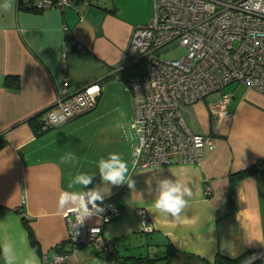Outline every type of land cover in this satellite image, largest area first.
Returning a JSON list of instances; mask_svg holds the SVG:
<instances>
[{"label": "crops", "instance_id": "0c3cea01", "mask_svg": "<svg viewBox=\"0 0 264 264\" xmlns=\"http://www.w3.org/2000/svg\"><path fill=\"white\" fill-rule=\"evenodd\" d=\"M100 1L38 11L12 0L9 11H0V241H19L26 233L41 264H45L44 254L70 250L66 211H58V196L68 190L70 177L79 173L94 174L89 188L103 186L97 162L115 152L128 162L135 182L134 190L126 184L104 187L109 194L103 203L113 199L119 215L104 226L103 233L120 255L169 253L172 264H229L247 251H264V179L257 174L242 178L233 209L228 196L229 173L264 157V92L243 82L228 84L223 89L231 94L228 114L216 121L211 104L221 91L181 106L190 130L215 139L214 148L194 163L136 167L131 141H112L101 125L93 133L76 132L79 123L74 120L79 116L40 134L35 121L30 123V117L56 101L65 82L67 91L74 93L99 81L102 91L92 116L100 119L108 112L110 100L119 92L116 84L127 77L128 67L114 69L126 61L134 27L148 20L125 21L117 12L118 0ZM64 24L81 48L66 42ZM11 76L18 77V86L5 82ZM130 103L125 116L128 126L133 119ZM69 152L78 157L75 165L61 163ZM164 177L188 183L193 190L190 207L178 222L151 211L156 182ZM206 183L210 194L205 192ZM137 207L146 209L152 231L143 230ZM87 223L97 224L99 218ZM24 252L18 244L17 255ZM217 254L223 255L218 261ZM107 259L106 253L83 246L69 254L66 264H106ZM162 262L166 264L165 259L151 264ZM0 264H4L2 256ZM251 264H264V253Z\"/></svg>", "mask_w": 264, "mask_h": 264}, {"label": "built area", "instance_id": "2783aa9c", "mask_svg": "<svg viewBox=\"0 0 264 264\" xmlns=\"http://www.w3.org/2000/svg\"><path fill=\"white\" fill-rule=\"evenodd\" d=\"M77 1L94 0H16V4L43 11L64 9ZM152 8L149 21L132 31L126 61L114 69L121 71L136 65L138 70L127 79L136 132L131 160L136 167L198 162L204 151L214 148V137L190 130L180 108L221 91L220 98L211 104L216 121L228 114L231 94L223 92L228 84L243 82L264 92V0H152ZM63 30L71 48L82 47L66 24ZM178 45L185 52L177 58L167 59L158 53H166ZM101 91L102 84L94 81L69 93L65 82L56 101L43 111L41 130L54 127L48 123L49 114L64 115L67 122L94 109ZM210 191L206 183L205 192ZM101 206L105 211L98 217L99 223L86 222L77 229L75 216L65 212L71 248L57 249L50 256L44 254L45 264H66L69 254L83 246L110 252L103 229L119 215V209L113 199ZM135 212L143 230L152 231L154 227L146 209L137 207ZM262 253L255 252L239 264H249ZM106 264L115 262L108 258Z\"/></svg>", "mask_w": 264, "mask_h": 264}, {"label": "clouds", "instance_id": "9594fccd", "mask_svg": "<svg viewBox=\"0 0 264 264\" xmlns=\"http://www.w3.org/2000/svg\"><path fill=\"white\" fill-rule=\"evenodd\" d=\"M12 8V0H0V11L7 12ZM67 119L64 115L49 114L48 123L54 127L61 126ZM61 163L75 165L78 157L69 152L61 157ZM99 177L103 186H88L93 183L94 174L79 173L70 177L68 190L60 192L57 199V209L60 212H69L75 216V225L84 226L93 217H99L105 211L103 204L109 189L104 187L121 186L126 184L134 190L135 182L129 175L128 162L119 153H110L106 158L97 162ZM155 197L151 203V211L172 221H180L190 207V198L193 196L192 187L179 179L169 177L160 178L155 185ZM78 234V233H76ZM25 248V252L17 255V245ZM0 256L4 264H41L40 257L34 248H31L27 234H23L19 241L5 239L0 241Z\"/></svg>", "mask_w": 264, "mask_h": 264}, {"label": "rangeland", "instance_id": "374dc122", "mask_svg": "<svg viewBox=\"0 0 264 264\" xmlns=\"http://www.w3.org/2000/svg\"><path fill=\"white\" fill-rule=\"evenodd\" d=\"M100 2L103 1L101 0ZM116 4L119 6L117 12L122 18L125 19V21H130L134 19L145 20V18L146 21H149L152 14V0L151 2L150 0H118V3ZM184 52V47L180 45L174 47L166 53H161L158 51L159 54H162V57L167 59L177 58ZM136 72H138L137 66L132 65L128 67L126 72L127 77L124 78L128 79L131 74H134ZM126 73L124 74V76L126 75ZM125 79L119 80L120 82H117L116 85L119 88V92L117 95H114L112 97L113 99L110 100L108 112L104 115V117L97 119L92 116V112L94 111V109L82 114L78 117V119L74 120L75 123H79L75 126L76 132L93 133L97 129V126L101 125L100 130H104L105 134L109 136L112 141H119V139L121 138V140L124 142H126L127 140L128 142L131 141L133 144L135 143V129L130 124L128 126L127 121H125V116L131 110L129 103H132L131 93L127 89L128 81H126ZM216 95L217 94H214L213 98L216 97ZM158 264L164 263L162 262Z\"/></svg>", "mask_w": 264, "mask_h": 264}, {"label": "trees", "instance_id": "16d2710c", "mask_svg": "<svg viewBox=\"0 0 264 264\" xmlns=\"http://www.w3.org/2000/svg\"><path fill=\"white\" fill-rule=\"evenodd\" d=\"M124 70V69H123ZM121 70V71H123ZM127 81V79H125ZM7 84H11L12 86L16 87L19 84V80L17 76H11V78H7L5 81ZM42 112L32 116L29 118V121L31 124L36 123L35 126L39 132H44V130H41L40 128V117L42 116ZM34 123V124H35ZM34 126V129H35ZM40 134V133H39ZM1 144V142H0ZM251 174H257L259 175L262 179H264V157H260L253 161L251 164L236 170V171H231L229 173V184H228V196L230 199V206L231 209L234 208L235 205V197H236V186L238 182L244 178L245 176L251 175ZM30 237L32 238V242L34 243V238L31 230H29ZM109 240V239H108ZM110 243V252L106 253L107 258L113 260L115 264H151V262L156 261L158 259H165L166 264H172V258L173 255H170L169 253L164 254L163 256L160 257H141V256H126V255H120L118 251L113 247L112 240H109ZM169 252V250H168ZM255 253V251H247L246 253L242 254L241 256L235 258V259H230L229 264H239L241 260L246 258L247 256ZM216 260L218 261L223 255L217 254L216 255ZM257 260V259H256ZM251 264V263H250Z\"/></svg>", "mask_w": 264, "mask_h": 264}, {"label": "water", "instance_id": "95a60500", "mask_svg": "<svg viewBox=\"0 0 264 264\" xmlns=\"http://www.w3.org/2000/svg\"><path fill=\"white\" fill-rule=\"evenodd\" d=\"M92 110V109H91ZM88 111H90V110H88ZM88 111H86V112H88ZM86 112H84V113H86ZM84 113H82V114H84ZM82 114H80V115H82ZM80 115H78V116H80ZM78 116H76V117H78ZM76 117H74V118H76ZM73 118V119H74ZM52 128H54V127H52ZM52 128H50V129H52ZM44 131H47V130H44Z\"/></svg>", "mask_w": 264, "mask_h": 264}, {"label": "flooded vegetation", "instance_id": "af4514ba", "mask_svg": "<svg viewBox=\"0 0 264 264\" xmlns=\"http://www.w3.org/2000/svg\"><path fill=\"white\" fill-rule=\"evenodd\" d=\"M252 262H253V261H252ZM252 262H250V263H252ZM250 263H249V264H250Z\"/></svg>", "mask_w": 264, "mask_h": 264}]
</instances>
